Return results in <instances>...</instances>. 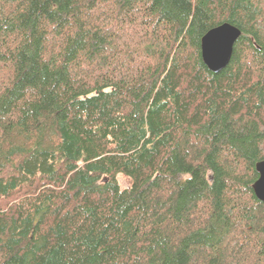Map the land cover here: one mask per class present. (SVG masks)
Returning <instances> with one entry per match:
<instances>
[{"label": "trees", "instance_id": "1", "mask_svg": "<svg viewBox=\"0 0 264 264\" xmlns=\"http://www.w3.org/2000/svg\"><path fill=\"white\" fill-rule=\"evenodd\" d=\"M259 160L264 0H0V264H264Z\"/></svg>", "mask_w": 264, "mask_h": 264}, {"label": "water", "instance_id": "2", "mask_svg": "<svg viewBox=\"0 0 264 264\" xmlns=\"http://www.w3.org/2000/svg\"><path fill=\"white\" fill-rule=\"evenodd\" d=\"M240 30L228 23L208 30L200 39V56L203 64L212 72H218L229 62L233 45ZM257 178L251 188L257 200L264 203V160L254 165Z\"/></svg>", "mask_w": 264, "mask_h": 264}, {"label": "rangeland", "instance_id": "3", "mask_svg": "<svg viewBox=\"0 0 264 264\" xmlns=\"http://www.w3.org/2000/svg\"><path fill=\"white\" fill-rule=\"evenodd\" d=\"M118 182L122 189L130 186V180L124 176H118Z\"/></svg>", "mask_w": 264, "mask_h": 264}]
</instances>
